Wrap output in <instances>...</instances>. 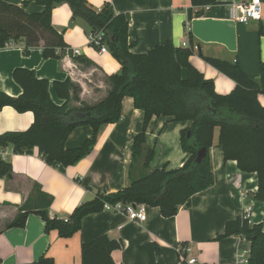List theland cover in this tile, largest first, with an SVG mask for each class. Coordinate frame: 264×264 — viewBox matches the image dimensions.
Returning <instances> with one entry per match:
<instances>
[{
	"label": "crops",
	"instance_id": "1",
	"mask_svg": "<svg viewBox=\"0 0 264 264\" xmlns=\"http://www.w3.org/2000/svg\"><path fill=\"white\" fill-rule=\"evenodd\" d=\"M18 5L27 0H1ZM95 9L109 6L112 15L128 20L129 51L141 55L166 42L175 48H188L189 36L194 39V53L189 61L206 79L215 83V91L227 95L235 82L226 78L203 57H212L237 64L250 78L259 75L264 62V0L262 19L239 24L230 17V5L239 0H218L205 8L191 5V0H86ZM43 7L28 3L27 12H41ZM200 10L199 16L194 13ZM70 7L61 4L52 11L55 31L63 36L65 48L56 49L61 58L42 56L43 42L24 54V43L13 42L0 48V91L10 97L19 96L22 87L13 79L14 69L32 70L37 79L48 81L50 100L57 106L64 104L52 86L53 82H70L79 88L78 100L70 106H95L103 100L110 86L106 77L119 73L121 67L110 51L100 54L88 45V28L82 19L72 20ZM77 49L74 57L65 49ZM186 76V71H182ZM120 120L103 125L98 130L93 151L74 165L62 167L47 164L37 148L8 156L12 169L10 177H0V264H32L45 255L52 264H80L81 245L101 235L121 242L112 253L115 264H181L178 249L188 246L187 258L194 264H236L242 255L248 258L250 244L239 236L217 239L224 233L227 222L241 215L251 206V222L264 231V203L255 199L257 178L243 173L237 163L223 161L217 144L218 130L209 150L213 185L191 198L189 206H182L173 217H163L157 207L146 206V220L128 222L120 211L103 209L84 217L80 230L64 239L52 230L44 233V222L36 212L45 209L47 217L67 218L83 202L97 193L114 194L130 185L132 178L148 175L152 170L181 168L189 154L180 148V130L190 122H173L169 117H153L146 130V147L155 149V157L144 168L139 160L129 174L132 143L143 125V114L129 97L122 99ZM264 105V95L259 97ZM32 112L19 113L11 107L0 110V134L25 131L33 123ZM88 125L75 128L65 141L64 148H78L92 136ZM50 198L46 206V198ZM27 212L24 226L9 225L18 213Z\"/></svg>",
	"mask_w": 264,
	"mask_h": 264
},
{
	"label": "trees",
	"instance_id": "2",
	"mask_svg": "<svg viewBox=\"0 0 264 264\" xmlns=\"http://www.w3.org/2000/svg\"><path fill=\"white\" fill-rule=\"evenodd\" d=\"M43 7L41 12L26 11L28 3ZM61 4L70 7L72 20L82 19L88 32L103 35L107 50L119 63L121 71L106 77L110 90L95 106L82 104L70 106V100H78L79 88L70 80L53 82L55 94L64 101L57 106L49 97L48 81L37 79L32 70L14 69L13 79L22 87V93L10 97L0 91V110L11 107L19 113L32 112L33 123L25 131L0 134V149L8 147L13 154L37 148L47 164L62 167L74 165L89 155L97 141L98 130L103 125L120 120L122 99L130 97L134 107L143 114L142 130L132 143V159L129 174L141 160L148 168L155 157V149L146 147L145 130L153 117H169L173 122H190L191 126L180 131V148L189 154L188 160L179 169L152 170L148 175L132 178L130 185L114 194L99 192L90 200L76 207L67 218H49L45 209L36 214L44 222V233L56 231L59 237L68 239L76 234L86 215L99 213L105 204H144L157 207L163 217H173L182 206H189L193 195L213 185L209 150L215 129L217 144L221 147L223 161L237 163L243 173H254L257 178L255 199L264 203V105L259 97L264 95V62L259 75L250 78L237 64L216 58L203 60L216 68L226 78L235 82L227 95L215 91V83L206 79L189 59L195 49L194 39L189 36L188 48H175L166 42L137 55L129 51L128 20L123 15H112L109 6L93 8L86 0H27L10 5L0 0V48L13 42L24 43V54L43 42L42 56L61 58L55 51L65 48L63 36L52 26L51 15ZM218 4V0H191L198 8ZM200 10L194 14L199 16ZM186 71V76L182 71ZM81 125L92 129V136L78 148L66 149L64 144L69 134ZM206 149L205 157L194 163L197 152ZM9 161L0 156V177H10ZM46 198V206L50 198ZM27 212L18 213L9 227H22ZM224 233L217 239L239 236L250 244L247 264H264V231L261 225L248 224L238 216L224 226ZM183 246H185L183 244ZM121 242L101 235L90 243L81 245L80 264H115L112 253L120 249ZM186 254L180 255V263ZM53 259L43 255L32 264H52Z\"/></svg>",
	"mask_w": 264,
	"mask_h": 264
},
{
	"label": "built area",
	"instance_id": "3",
	"mask_svg": "<svg viewBox=\"0 0 264 264\" xmlns=\"http://www.w3.org/2000/svg\"><path fill=\"white\" fill-rule=\"evenodd\" d=\"M262 5L263 0H239L238 2H233L230 5V17L233 21L239 24H247L249 22H258L262 19ZM205 11L208 10L209 7H204ZM87 40L88 45L92 47L93 49H96L97 52L100 54L107 53V47L103 40V35L99 32L95 33H87ZM12 43L6 44L7 46H11ZM66 52H71L74 57H77L80 55V52L77 49H65ZM13 154L11 149L8 147H5L3 149H0V156L7 160L8 156ZM104 209L108 211H120L122 212L128 222H137L141 223L146 220V214L145 209L146 206L144 204H121L116 203V205H109L105 204ZM253 216V211L251 206H248L247 208L243 209V212L241 213L240 217L241 220L245 221L248 224H252L251 219ZM190 251L188 246H183L178 249L179 255L186 254L185 262L187 264H194L195 260L193 258H187V253ZM238 262L236 264H247L248 260L245 259L242 255L237 260Z\"/></svg>",
	"mask_w": 264,
	"mask_h": 264
},
{
	"label": "water",
	"instance_id": "4",
	"mask_svg": "<svg viewBox=\"0 0 264 264\" xmlns=\"http://www.w3.org/2000/svg\"><path fill=\"white\" fill-rule=\"evenodd\" d=\"M205 155H206V149L198 150L194 163L197 164L198 162H200L205 157Z\"/></svg>",
	"mask_w": 264,
	"mask_h": 264
}]
</instances>
